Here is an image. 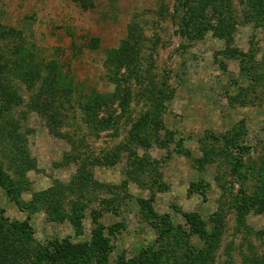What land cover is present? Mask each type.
Instances as JSON below:
<instances>
[{
  "label": "rangeland",
  "instance_id": "1",
  "mask_svg": "<svg viewBox=\"0 0 264 264\" xmlns=\"http://www.w3.org/2000/svg\"><path fill=\"white\" fill-rule=\"evenodd\" d=\"M184 1L0 0V170L12 185L15 131L36 162L27 190L0 185V216L27 221L35 243H88L102 225L101 264H134L145 247L137 264H172L148 203L186 233L184 214L209 235L219 215L212 264L264 263V0H222L189 35L181 18L200 0ZM73 151L104 186L77 224L29 206L75 174Z\"/></svg>",
  "mask_w": 264,
  "mask_h": 264
},
{
  "label": "trees",
  "instance_id": "2",
  "mask_svg": "<svg viewBox=\"0 0 264 264\" xmlns=\"http://www.w3.org/2000/svg\"><path fill=\"white\" fill-rule=\"evenodd\" d=\"M197 3L198 5L194 8H190L189 15L182 16L179 31L181 34L189 35L191 33L189 27L193 23L190 22L199 12L203 13L205 8L210 10L212 8L219 15L225 11V5L222 0H200ZM190 4L191 2L184 0L181 2L184 11L185 8L189 10ZM0 34H4L1 32V26ZM0 69L3 70L2 67ZM91 118L94 122H108L107 118L97 119L95 116ZM14 138V140L10 141L11 148L9 149L11 153H14L11 156L12 162H14L13 167L15 168L14 181H11L12 185L6 183V177L0 170V185L2 187L9 185L7 187L9 193L27 190L28 180L25 177V173L28 170L36 169L35 159L30 157L27 150L26 140L16 131ZM64 161H73L77 164L75 174L66 183L54 181L47 189L32 193L29 206L32 209H43L48 214L54 213L56 217H65L70 223L77 224L85 214V207L80 201L89 198L90 192H94L104 186L94 178L90 168V165L93 164L90 159L81 160L79 155L73 151L65 154ZM111 163L113 161L107 159V156L101 159V164L108 165ZM132 166V170L128 172L130 177L135 175L139 169L144 168V163L139 160ZM144 204L141 203L144 215L148 218L156 219L155 221H160V227L158 229L157 226V230L160 233L159 237H162L169 245V256L172 264H212L213 248L216 246L220 226L222 225L221 220L217 218L219 215L214 214L211 234L215 233L209 235L198 215L194 213L184 214L183 217L188 229V233H186L180 227L172 226L168 215L158 216L152 211L150 204ZM67 205H69L68 211ZM247 209L245 208L243 211L245 212ZM250 210L249 208L246 213ZM95 221L96 219H94ZM102 231L103 226L98 225L93 230L91 240L88 243H72L69 239H65L54 240L46 246H41L33 241L32 231L27 221L9 224L0 216V264H92V260L93 264H101V260L110 250L107 242L102 240ZM193 235H196L204 243V247L196 248L187 242L186 238ZM177 250L180 251L177 252ZM150 251H152L151 247H145L139 259H134V264L140 263L144 258H147L145 256H148L147 254ZM96 258L99 263L95 260ZM251 264L264 263L254 259Z\"/></svg>",
  "mask_w": 264,
  "mask_h": 264
}]
</instances>
